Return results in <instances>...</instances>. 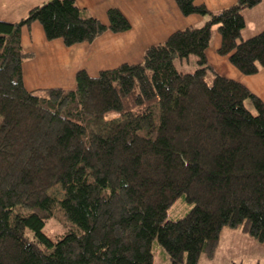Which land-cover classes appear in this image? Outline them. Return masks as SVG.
Returning a JSON list of instances; mask_svg holds the SVG:
<instances>
[{"label": "trees", "instance_id": "1", "mask_svg": "<svg viewBox=\"0 0 264 264\" xmlns=\"http://www.w3.org/2000/svg\"><path fill=\"white\" fill-rule=\"evenodd\" d=\"M174 1L204 25L173 32L139 63L78 71L71 90L25 89L21 28L38 23L72 47L127 31L118 9L103 25L52 0L0 20V264H154V240L170 264H198L223 228L264 244V103L207 60L215 29L218 56L244 76L264 68V29L242 38L243 12L262 0L218 12ZM190 57L194 72L178 71ZM179 199L190 211L166 221ZM55 213L68 226L52 241L43 228Z\"/></svg>", "mask_w": 264, "mask_h": 264}, {"label": "crops", "instance_id": "2", "mask_svg": "<svg viewBox=\"0 0 264 264\" xmlns=\"http://www.w3.org/2000/svg\"><path fill=\"white\" fill-rule=\"evenodd\" d=\"M47 0H0V20L15 22L27 11ZM80 9L107 25V11L118 9L130 24L122 33L105 32L91 43L65 47L61 40L47 41L42 27L32 23L20 30L22 51L29 55L22 63L23 85L27 91L75 87V75L84 71L94 77L101 71L121 64H136L144 51L163 43L173 32L201 27L206 18L199 15L182 16L174 0H72ZM236 0H195L211 12H218ZM245 27L242 38H249L264 29V0L255 8L243 12ZM219 36L212 29L207 60L213 69L226 78L244 85L264 103V68L256 75L244 76L226 58L216 53ZM239 229L223 228L212 263L219 255L239 257L240 247L252 253L253 264H264V244H258ZM240 252V253H239ZM260 255H263V259Z\"/></svg>", "mask_w": 264, "mask_h": 264}, {"label": "rangeland", "instance_id": "3", "mask_svg": "<svg viewBox=\"0 0 264 264\" xmlns=\"http://www.w3.org/2000/svg\"><path fill=\"white\" fill-rule=\"evenodd\" d=\"M49 0L46 1V3ZM175 66L178 71L183 73H192L194 72L195 68L193 67V60L190 57V60H176ZM245 106L250 110L253 111L251 104L246 101ZM57 191V190H55ZM190 206L184 203L183 200L179 199L176 201L168 210L166 221H176L184 217L189 211ZM68 224L65 222L61 213H55V215L45 223L43 228L44 234L50 238L52 241H55L60 235L66 232V227ZM250 238V237H248ZM152 252L154 258V264H170L167 255L164 253L162 248L158 245L157 241L154 240L152 243ZM241 255L239 257L230 256L229 258L223 255H219L212 263L208 260L205 256H201L199 259L198 264H253L252 262L253 257L250 256L252 253L248 251L246 246L240 247ZM239 252V253H240ZM260 260L263 259V255H260Z\"/></svg>", "mask_w": 264, "mask_h": 264}, {"label": "water", "instance_id": "4", "mask_svg": "<svg viewBox=\"0 0 264 264\" xmlns=\"http://www.w3.org/2000/svg\"><path fill=\"white\" fill-rule=\"evenodd\" d=\"M49 1H52V0H49Z\"/></svg>", "mask_w": 264, "mask_h": 264}]
</instances>
